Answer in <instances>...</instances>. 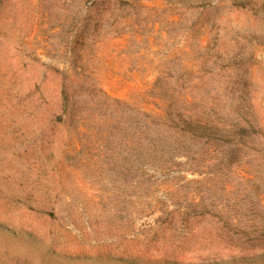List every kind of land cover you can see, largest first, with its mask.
<instances>
[{
  "label": "rangeland",
  "instance_id": "rangeland-1",
  "mask_svg": "<svg viewBox=\"0 0 264 264\" xmlns=\"http://www.w3.org/2000/svg\"><path fill=\"white\" fill-rule=\"evenodd\" d=\"M0 264H264V0H0Z\"/></svg>",
  "mask_w": 264,
  "mask_h": 264
}]
</instances>
